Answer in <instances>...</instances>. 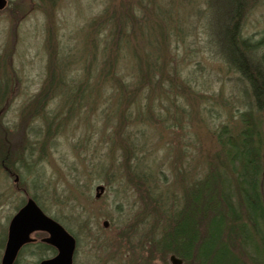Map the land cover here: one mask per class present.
I'll return each mask as SVG.
<instances>
[{
  "label": "rangeland",
  "instance_id": "1",
  "mask_svg": "<svg viewBox=\"0 0 264 264\" xmlns=\"http://www.w3.org/2000/svg\"><path fill=\"white\" fill-rule=\"evenodd\" d=\"M105 15L107 21H102ZM235 21L241 38L261 41L264 0H8L0 10V81H7L10 90L0 84V91L7 89L0 123L9 127L7 139L16 142L17 135L23 136L18 126L27 127L28 139L14 147L20 157L6 158L0 148V264L9 223L31 198L76 238L73 264H165L164 259L171 264V254L165 256L153 241L165 235L163 228L165 232L177 224L192 182L220 165V128L227 125L236 134L242 113L253 110L264 135V110L257 109L252 90L227 55L245 66L240 51L231 46L227 52ZM91 31L101 35L98 48L123 51L118 60L126 86L135 79L128 66L138 62L135 50L149 61L160 52L165 76L147 78L141 87L142 113L128 105L126 113L110 121L97 105H87L81 107L85 114L68 123V132L55 122L47 133L41 116L29 118L24 127L22 115L29 104L40 106L42 116L52 113L54 121L61 119L62 100L44 83L49 64L55 47L66 46L71 54L59 61L76 62L68 71L73 77L83 75L79 63L95 48L89 42ZM253 58L264 66V44ZM168 78L185 89L172 87ZM151 80L163 84L157 87ZM112 83L104 87L100 101L107 106L124 97ZM139 117L143 122L136 126ZM124 136L136 140L138 147L126 161L130 146ZM140 160L148 181L138 187L133 171ZM100 184L105 189L97 197ZM47 236L32 234L34 244L23 247L17 264H38L55 255L38 247ZM258 251L253 249L254 254Z\"/></svg>",
  "mask_w": 264,
  "mask_h": 264
},
{
  "label": "trees",
  "instance_id": "2",
  "mask_svg": "<svg viewBox=\"0 0 264 264\" xmlns=\"http://www.w3.org/2000/svg\"><path fill=\"white\" fill-rule=\"evenodd\" d=\"M234 17L238 18L237 15ZM106 18V15L103 16L102 21L104 19L107 21ZM123 28L124 22L119 25L118 32L123 33ZM239 33L238 21H235L231 37L228 39L227 52L230 51L231 46L240 51V57L242 56L246 62L245 66L243 67L238 63L235 55H227L234 69L244 76L249 88L252 90L255 105L261 111L264 110V66L262 62H255L253 54L260 45L264 44V38L253 44L248 39L241 38ZM92 34L89 42L95 48L90 52L89 57H85L84 61L79 63L80 67L84 68L83 75L73 77L68 68L76 62L70 60L61 63L59 61L60 58L71 53L66 50V46L60 48V45H58L55 47L57 50L51 64H49L48 76L44 83L47 82V86L49 85L48 90L55 89L62 100L60 106L61 119L54 121L53 118H50L52 113L42 116L40 106L29 104L26 113L22 115V122L24 123L20 122V124L22 123L25 127L29 118L41 116L40 118L48 127L47 133L51 132L50 128L55 122H59L56 124L59 129L63 127V130L68 132V123L73 118L76 119L81 114H85L81 111V107L87 105L92 109H96L97 105L98 108H101V111L107 112L110 121H113L112 119L116 115L126 113V110H129L128 105L133 106V110L142 113L143 105H141L140 96H138L141 87L144 86L147 78L148 80L154 77L157 78L158 74L165 76L159 62L160 52L157 54L156 60L149 61L147 59L143 60L145 55H140L139 51L135 50V57L138 62L127 63L131 67L135 79L131 82V85L126 86L122 82L121 63L118 60L123 51L115 48L111 49L107 45L101 49L98 48L101 46L97 47L101 35L96 36L94 32ZM106 36L109 37V35ZM106 40L107 42L110 41V39ZM71 50L74 51L73 48ZM114 55L118 56L116 60H113ZM94 78L97 79L96 83L93 81ZM101 80H104L102 85ZM168 81L172 87L177 88L179 91L185 89L178 84L176 79L168 78ZM3 82L10 90L9 85L6 84L7 81H0V84ZM112 82H116L121 87L120 92L123 93L122 96L124 97H118L120 99L117 101L118 103L110 100L112 102L107 106L100 101L105 98L104 92L106 89L104 87L107 84L113 85ZM152 83L157 87L163 84L161 82L160 85H157L154 81ZM6 87L3 91H0V105L3 102V95L7 91ZM43 92L45 91L41 93ZM42 97H44V101L45 96ZM255 114L253 110L242 113V125L236 134L230 131L227 125H224L218 131L217 144L223 156L220 165L216 170L210 168L206 172L207 176L204 174L203 177H199L192 182L187 192L186 203L178 212L177 224L170 226L165 232L163 228L161 234L165 235L157 238V241H153L154 246L157 243L165 256L174 254L181 258L184 264H264V135L261 118ZM53 117L55 119V116ZM140 122H143L141 117L134 120L136 126ZM26 128L21 129L18 126L17 131H23V136L17 135V141L15 142L12 141V138L7 139L9 127L0 123V131L6 132L3 133V140L0 142L2 156L6 158L8 155L14 158L20 157V152L15 151L14 147H19L20 142L27 138L24 137ZM35 133L38 134L39 132L36 131ZM111 137L114 139L112 145L117 146L119 142H116L114 136ZM125 138L128 141V146H130L126 153V161L133 150L138 147H135L137 146L136 140L129 139L128 136ZM129 141L131 142L129 143ZM139 142L141 143V141ZM28 146H30L32 153L34 146L32 144ZM22 158L19 160H22ZM133 176L138 179V187L147 183L148 176L142 170L141 160L133 171ZM37 182L38 177L33 180L34 184ZM34 200L36 201L35 198ZM32 244L34 243L30 245ZM38 247L43 251L56 252V249L47 241L38 244ZM253 249L259 250L260 253L254 254ZM18 259L15 264L18 263ZM164 262L168 264L166 259H164Z\"/></svg>",
  "mask_w": 264,
  "mask_h": 264
},
{
  "label": "water",
  "instance_id": "3",
  "mask_svg": "<svg viewBox=\"0 0 264 264\" xmlns=\"http://www.w3.org/2000/svg\"><path fill=\"white\" fill-rule=\"evenodd\" d=\"M6 5L7 0H0V9ZM104 189L103 185L96 188L97 197H100ZM104 226H108V221L104 222ZM38 231L48 233L44 241L57 249L56 255L41 260L39 264H73L77 247L75 237L62 224L48 216L33 199H29L10 221L1 264H14L20 249L33 241L32 234ZM170 261L172 264H183L182 259L175 255L170 256Z\"/></svg>",
  "mask_w": 264,
  "mask_h": 264
}]
</instances>
